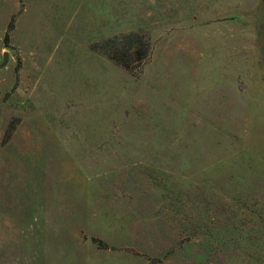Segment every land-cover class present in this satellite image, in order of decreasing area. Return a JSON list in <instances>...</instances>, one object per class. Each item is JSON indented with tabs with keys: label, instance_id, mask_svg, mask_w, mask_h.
I'll list each match as a JSON object with an SVG mask.
<instances>
[{
	"label": "rangeland",
	"instance_id": "rangeland-1",
	"mask_svg": "<svg viewBox=\"0 0 264 264\" xmlns=\"http://www.w3.org/2000/svg\"><path fill=\"white\" fill-rule=\"evenodd\" d=\"M4 52L0 264H264V0H0Z\"/></svg>",
	"mask_w": 264,
	"mask_h": 264
},
{
	"label": "water",
	"instance_id": "water-1",
	"mask_svg": "<svg viewBox=\"0 0 264 264\" xmlns=\"http://www.w3.org/2000/svg\"><path fill=\"white\" fill-rule=\"evenodd\" d=\"M9 59H10L9 52H4L3 53V62L0 64V68L4 67L8 63Z\"/></svg>",
	"mask_w": 264,
	"mask_h": 264
},
{
	"label": "trees",
	"instance_id": "trees-1",
	"mask_svg": "<svg viewBox=\"0 0 264 264\" xmlns=\"http://www.w3.org/2000/svg\"><path fill=\"white\" fill-rule=\"evenodd\" d=\"M120 64H121V65H124V66L127 67V68L129 67L128 64H127L126 62H124V61H123V62L121 61Z\"/></svg>",
	"mask_w": 264,
	"mask_h": 264
}]
</instances>
